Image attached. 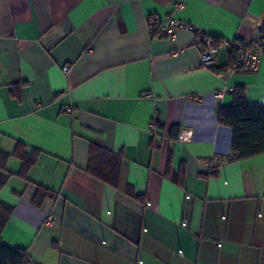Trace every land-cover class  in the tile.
<instances>
[{"label": "crops", "instance_id": "crops-1", "mask_svg": "<svg viewBox=\"0 0 264 264\" xmlns=\"http://www.w3.org/2000/svg\"><path fill=\"white\" fill-rule=\"evenodd\" d=\"M176 2L0 0V152L13 173L16 143L40 152L0 188L13 207L1 237L30 264H264V154L229 161L217 119L238 86L264 105V56L227 73L219 45L214 71L198 38L264 42V0ZM167 16L194 29L152 35ZM89 141L121 153L117 189L87 172ZM39 184L56 196L36 206Z\"/></svg>", "mask_w": 264, "mask_h": 264}, {"label": "trees", "instance_id": "trees-1", "mask_svg": "<svg viewBox=\"0 0 264 264\" xmlns=\"http://www.w3.org/2000/svg\"><path fill=\"white\" fill-rule=\"evenodd\" d=\"M236 41L232 40L231 42ZM214 42L218 43L215 40ZM235 53L236 47L231 45L229 48L230 62L222 70H226L233 64ZM210 68L214 71L220 70L214 66ZM232 95L231 105L220 108L217 118L220 125L232 129L231 150L227 159L237 161L264 154V105H249L242 86L235 87L232 90ZM174 133L175 127H172L170 134ZM88 151L87 172L100 182L117 189L120 181L121 153L112 152L95 141H89ZM39 153V150L35 148L27 149L24 144L16 143L11 155L18 158L21 163L19 170L13 173L7 169L10 154L0 152V188L5 185L9 174H16L27 179V171L36 162ZM125 191L135 198H140L139 195L134 194V189L131 186H126ZM55 196L54 191L39 184L33 197V203L36 206H41L46 198ZM12 213L13 207L0 201V264L30 263L29 255L25 249L10 246L2 241V229L8 223Z\"/></svg>", "mask_w": 264, "mask_h": 264}, {"label": "built area", "instance_id": "built-area-1", "mask_svg": "<svg viewBox=\"0 0 264 264\" xmlns=\"http://www.w3.org/2000/svg\"><path fill=\"white\" fill-rule=\"evenodd\" d=\"M182 0H177L175 3L176 8L182 7ZM178 29H191L194 27L188 23H184L179 21L172 16H167L164 19H160L157 17H152L149 22V30L152 33H156L159 36L166 37L168 39H172L175 37V33ZM198 38L202 41L203 47L200 50V61L202 66L211 67L216 63V52L219 45H223L228 49L231 45L236 47V53L234 62L231 66H229L225 71L227 73H234L237 71L243 72H255L258 69L261 58L264 56V42L261 38H253L246 42L239 43L231 42L227 40H220L218 43H215L214 40L202 33H198ZM69 70L68 65L62 66V71L66 72ZM224 73L223 71L217 72L218 75ZM225 89L218 90L214 93V97L216 99H221L223 95L226 93ZM192 99L200 101L201 98L192 96ZM149 128L151 131L155 132L156 122L152 120L149 124ZM177 139L181 142H188L191 140L190 132L188 130H181L178 134ZM47 223H51V218L48 217ZM30 264V263H26Z\"/></svg>", "mask_w": 264, "mask_h": 264}]
</instances>
